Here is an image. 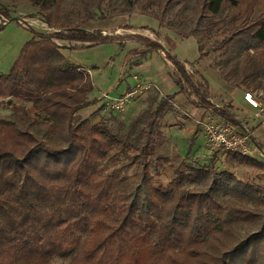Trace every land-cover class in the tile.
<instances>
[{"label": "trees", "instance_id": "1", "mask_svg": "<svg viewBox=\"0 0 264 264\" xmlns=\"http://www.w3.org/2000/svg\"><path fill=\"white\" fill-rule=\"evenodd\" d=\"M13 1L39 9L53 30L33 32L11 70L0 74V103L12 108L0 116V264H52L56 257L68 258L65 264H264V186L230 170L264 167V160L228 152V168L220 170L217 153L206 165L178 152L153 157L165 149V120L179 93L250 134L232 103L216 106L203 75L158 40L133 35L147 48L132 51L136 63L153 49L165 51L177 90L159 102L150 98L122 130L125 123L104 117V107L80 114L95 102L94 83L62 51L117 41L83 26L138 8L178 37H193L199 59L211 58L226 83L264 102L257 93L264 91V0H119L110 14L107 0ZM118 155L125 160L106 173L105 162ZM176 160L182 164L174 177L157 185L155 166Z\"/></svg>", "mask_w": 264, "mask_h": 264}, {"label": "crops", "instance_id": "2", "mask_svg": "<svg viewBox=\"0 0 264 264\" xmlns=\"http://www.w3.org/2000/svg\"><path fill=\"white\" fill-rule=\"evenodd\" d=\"M142 15H119L107 19L94 20L85 24L83 30L103 35H117L119 39L79 50H62L71 62L86 69L89 73L90 70L92 71L90 76L94 83V90L89 97L91 100H95V102L81 110L80 114L88 117L99 108L104 107L102 115L105 116L106 104L102 99V94L108 93L112 97H118L132 91L136 85V75L143 82L147 83L149 88L131 100L132 102L125 109L126 112L124 111L128 116H136L143 106H148L149 99L153 96L159 102L163 96L171 95L177 90L173 78L174 66L167 59L165 51L153 49L147 54L145 59L136 63L140 57L132 51H144L147 48L142 43L131 38V36L142 34L151 39L158 40L166 50L176 54L186 63L189 71L193 72L195 70L203 75L210 83L211 101L217 106H225L232 103L234 106L233 112L242 120L245 128L251 131L250 135L254 144L258 147H260L258 144L264 145V112L251 107L245 101L244 93L246 91L226 83L208 58L199 59V51L192 58L179 56L175 52L176 41H185L193 37H178L173 31L160 27L159 22L155 18L151 22L144 20L137 22L138 16ZM129 25L132 28L128 27ZM70 43L68 41L60 45L68 46ZM120 43L125 44L126 49H124L122 59L117 63L116 55H119ZM72 44L81 45L82 43L72 42ZM74 54L78 56L75 57L73 56ZM112 69L114 70L113 72ZM116 92L119 94H114ZM173 105L175 111L167 118L171 126L164 127L166 136L164 148L177 151L183 158L186 156L182 153V150L187 153L189 149V157L204 160L208 155V146L203 122L206 118L213 115L206 109L192 104L184 93H179L176 96ZM172 130L183 131L187 136L191 134L196 135V137L203 135L206 140V145L203 146L204 151L191 156L190 151L192 148L182 142H175L170 133Z\"/></svg>", "mask_w": 264, "mask_h": 264}, {"label": "rangeland", "instance_id": "3", "mask_svg": "<svg viewBox=\"0 0 264 264\" xmlns=\"http://www.w3.org/2000/svg\"><path fill=\"white\" fill-rule=\"evenodd\" d=\"M119 4V0H107L104 4V13L110 14L111 13V7H116ZM153 8H156L155 5H153ZM7 12V14H6ZM263 12V7L257 8L256 16L261 14ZM227 13V10L224 12V14ZM134 14H140L137 11ZM132 14V15H134ZM116 17V16H114ZM111 18V17H109ZM147 21L151 22L154 20V17L150 15H142L138 16V21ZM0 26H3V28L0 30V74L8 73L12 66L14 65L17 57L19 56L23 46L25 43L32 39L33 32H37L39 34H47L51 30V28L48 27V25L45 23L44 18L36 7L31 5L27 1H13V0H0ZM128 27H131L129 25ZM132 28V27H131ZM164 29V28H163ZM136 35H142V34H136ZM58 43H67L68 40H57ZM176 49L175 52L180 56H184L187 58H192L195 54L198 53V47L196 44V41L194 38H190L185 41H176ZM126 49V48H124ZM124 49L122 50L120 48L119 55H116L117 63L120 62L123 56ZM73 56L77 57V54H74ZM214 55L211 57L213 58ZM211 60V58H210ZM114 70L112 69V72ZM90 73L92 74V71L90 70ZM123 90V88H122ZM253 92V91H252ZM118 92L114 93L117 94ZM255 93V92H254ZM257 93H263L264 98V91L261 90ZM119 94V93H118ZM259 100H262L261 97H257ZM263 101V100H262ZM132 102V101H131ZM130 102V103H131ZM129 103V104H130ZM264 103V102H263ZM128 104V105H129ZM217 106V105H216ZM219 107H226L225 106H219ZM146 109V106L142 107L139 110V113ZM126 112V111H125ZM124 111L118 112L115 110H112L109 106L106 105V118L112 117L115 118L118 121H122L125 124H123L122 130H125L127 127V124L132 120L131 116H128ZM12 113V108L10 107V102L8 104H1L0 103V116L2 117H9ZM118 121L114 122L112 125L114 127L117 126ZM165 123L167 126L169 125V121L165 120ZM172 135V139L175 142H182L186 145H189L191 149L190 153L191 156L197 154L198 152H203L204 148L203 146L206 145V140L203 137V135H199L196 137V135L191 134L190 136H187L185 132L175 130L170 131ZM189 152V149H188ZM188 152H184L182 150V153L187 156ZM177 153V151H171L166 149L158 150L153 157L156 156L159 157H171L173 154ZM217 158H216V164L218 169L223 170L228 167H226L224 163V159L226 157V153H223L221 151L216 152ZM213 155H207L204 160L201 158H193L189 157L188 162L196 165H206L210 163L212 160ZM259 159L264 160V158L260 157ZM125 160V156L118 155L114 157V159L105 162L104 164V170L106 173H111L113 168L120 165L122 161ZM182 164V160H176L173 161V164L170 165L169 163L163 162L159 165H156L153 169V173H156L155 183L157 185H166L171 178L175 175V167ZM155 165V163H154ZM230 169V168H229ZM233 172L236 173V175L246 181H250L256 184H260L264 186V167H251V166H236L234 168H231ZM135 172V168L129 170L126 175L129 177L133 175ZM244 232H242V235ZM69 261L68 258H61L56 257L52 264H65Z\"/></svg>", "mask_w": 264, "mask_h": 264}, {"label": "built area", "instance_id": "4", "mask_svg": "<svg viewBox=\"0 0 264 264\" xmlns=\"http://www.w3.org/2000/svg\"><path fill=\"white\" fill-rule=\"evenodd\" d=\"M136 85L134 89L124 95L112 97L108 93L102 94L105 104L112 110L125 111L131 100L138 94L146 91L149 85L143 82L138 75L135 76ZM245 101L253 108L264 112V104L255 93L246 91ZM203 129L207 140L208 155L216 152H238L245 156L264 158V149L256 146L251 140L249 133L240 132L234 125L227 123L216 116H210L203 122Z\"/></svg>", "mask_w": 264, "mask_h": 264}, {"label": "water", "instance_id": "5", "mask_svg": "<svg viewBox=\"0 0 264 264\" xmlns=\"http://www.w3.org/2000/svg\"><path fill=\"white\" fill-rule=\"evenodd\" d=\"M10 103H11V101H10Z\"/></svg>", "mask_w": 264, "mask_h": 264}]
</instances>
